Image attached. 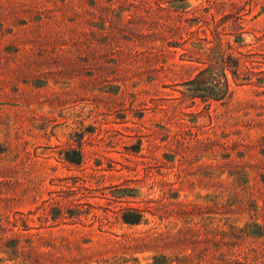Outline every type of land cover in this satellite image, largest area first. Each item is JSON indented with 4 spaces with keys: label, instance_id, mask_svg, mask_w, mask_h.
Here are the masks:
<instances>
[{
    "label": "rangeland",
    "instance_id": "rangeland-1",
    "mask_svg": "<svg viewBox=\"0 0 264 264\" xmlns=\"http://www.w3.org/2000/svg\"><path fill=\"white\" fill-rule=\"evenodd\" d=\"M0 264H264V0H0Z\"/></svg>",
    "mask_w": 264,
    "mask_h": 264
},
{
    "label": "trees",
    "instance_id": "trees-1",
    "mask_svg": "<svg viewBox=\"0 0 264 264\" xmlns=\"http://www.w3.org/2000/svg\"><path fill=\"white\" fill-rule=\"evenodd\" d=\"M239 67V62L231 57L229 63L223 61L220 65V70H216L213 67L206 68L202 70L194 79L185 83V93L191 95L193 98L199 97L214 100L224 99L230 91V81L227 75V70L231 71L233 79L235 80L239 78L245 81L248 77L246 76L244 78V75L240 74ZM124 217V221L127 224L137 223L135 220H130L128 215H124Z\"/></svg>",
    "mask_w": 264,
    "mask_h": 264
}]
</instances>
